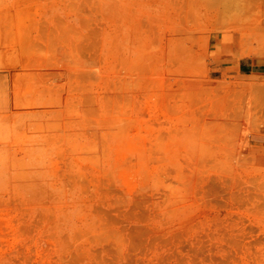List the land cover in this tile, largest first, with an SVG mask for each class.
<instances>
[{
	"label": "rangeland",
	"instance_id": "1",
	"mask_svg": "<svg viewBox=\"0 0 264 264\" xmlns=\"http://www.w3.org/2000/svg\"><path fill=\"white\" fill-rule=\"evenodd\" d=\"M264 0H0V264H264Z\"/></svg>",
	"mask_w": 264,
	"mask_h": 264
},
{
	"label": "crops",
	"instance_id": "2",
	"mask_svg": "<svg viewBox=\"0 0 264 264\" xmlns=\"http://www.w3.org/2000/svg\"><path fill=\"white\" fill-rule=\"evenodd\" d=\"M240 65V69H251L250 72L252 73H260L262 72L263 69V61H262V57H253L251 59H247L245 61H240L239 62Z\"/></svg>",
	"mask_w": 264,
	"mask_h": 264
}]
</instances>
